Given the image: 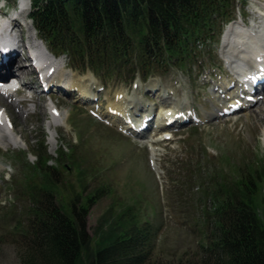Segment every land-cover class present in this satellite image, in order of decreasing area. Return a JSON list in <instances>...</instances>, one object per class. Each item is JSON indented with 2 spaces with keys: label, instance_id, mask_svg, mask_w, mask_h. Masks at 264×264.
<instances>
[{
  "label": "rangeland",
  "instance_id": "rangeland-1",
  "mask_svg": "<svg viewBox=\"0 0 264 264\" xmlns=\"http://www.w3.org/2000/svg\"><path fill=\"white\" fill-rule=\"evenodd\" d=\"M245 3L246 12L253 9L255 11L252 14L262 18L258 19L260 27L264 19L262 10L264 0H245ZM2 4L11 7L14 5V0H0V6ZM16 18L14 20L16 25L11 35L21 33L27 45L32 44L33 39L38 42L36 32L33 31L28 19L21 15ZM0 20L5 22L1 16ZM1 21L0 23L3 24ZM263 26L264 23L262 30ZM47 53L49 54V51H46L45 55ZM61 57L60 69L64 68V61L67 62L64 56ZM114 70L121 71V79L109 81V85L114 82L117 88L129 89L131 73L118 66H115ZM86 81L83 77V85ZM197 82L194 74H182L174 70L170 73L152 75L144 83H139L135 90L141 95V87L157 83L177 89L178 95L186 93L191 97L197 92ZM32 93H34L32 101L25 103L23 110H19V106H10L9 114L13 121L14 133L7 135L0 130V264H22V262L42 264L36 262L32 258L33 255L24 256L30 247L28 244L32 237L26 234L27 220L21 213L28 205V201L25 197L18 196L21 186L26 184L22 161H19L18 157L22 156V160L24 157L33 162L36 158L33 153H36L39 143L37 139L43 134L48 153L53 157L60 147L68 151L64 163L66 165L70 163L73 174L67 166H60L61 171L53 174L56 180L63 182L67 191L71 189L79 191L76 174L79 178H86L84 194L91 192L96 186L93 192H99L101 187H106V193L97 197L90 204L88 214L85 213L86 230L91 238L87 251L90 253L97 245L96 234L100 230L96 227L102 213L108 208H111V213H117L128 205L138 217L143 216V219L148 220L155 229V245L146 264H180L178 262L180 257L187 259L194 255L199 247L198 241H202L206 233L207 229L205 230L199 222L202 209L199 207L198 184L191 182L190 176L185 178L188 174L185 168L187 161L194 165L199 158L202 159L200 161L206 160L207 156L212 155L209 147H213L216 150L214 156L219 154L227 156L223 162L214 161L215 166L230 171L235 164L248 163L255 159V156L262 158L264 155V135L261 133L264 130L263 102L262 106L257 105L254 110L242 113L237 120L244 123L242 127H235L237 121L235 124L231 121L213 123L204 128L186 129L185 144L192 154L182 163L173 157L172 142L159 143L162 146V150L157 151L158 164H162L159 186L147 166L145 146L138 145L135 140L117 133L115 128L92 118L84 107L72 103V98L53 97L59 104L60 115H67L66 122L70 131H65L61 126L62 123L53 122L49 117L42 101L46 98V94L38 90L34 92V89L31 90L26 86L19 93V97ZM7 100L4 99V105H7ZM75 131H78L76 133L78 143L72 137ZM151 149L153 150V146ZM52 162L53 160L49 161ZM205 166L206 163L203 161L201 167ZM197 172H199L198 168ZM108 218H111L109 213ZM82 259L84 260V257Z\"/></svg>",
  "mask_w": 264,
  "mask_h": 264
},
{
  "label": "trees",
  "instance_id": "trees-1",
  "mask_svg": "<svg viewBox=\"0 0 264 264\" xmlns=\"http://www.w3.org/2000/svg\"><path fill=\"white\" fill-rule=\"evenodd\" d=\"M32 4V19L49 44L82 61L88 57L94 69L107 72L113 63L134 54L145 56L144 51L157 49L170 56L187 52L188 42L209 36L230 12L229 0H32ZM38 148L37 160L26 168L40 184L22 190L30 200L25 213L34 234L24 256L33 255L42 264H146L152 246L148 229H117L125 227L124 221L99 229L96 249L87 251L85 219L79 210L74 217L68 215L67 201L66 206L54 204L55 196L60 202L65 194L53 181L45 147ZM263 174V169H250L242 175V187L225 189L227 202L221 201L213 211L208 244L200 258L184 264H264V193L258 187ZM78 197L70 198L73 206ZM91 199L88 195L84 200ZM85 205L79 206L82 212Z\"/></svg>",
  "mask_w": 264,
  "mask_h": 264
},
{
  "label": "bare ground",
  "instance_id": "bare-ground-1",
  "mask_svg": "<svg viewBox=\"0 0 264 264\" xmlns=\"http://www.w3.org/2000/svg\"><path fill=\"white\" fill-rule=\"evenodd\" d=\"M29 6H27V8L25 9V12L24 13H26L29 9ZM3 27V24H1L0 23V29ZM263 31H264V26H263ZM226 33H227V31L225 30L224 31V33H223V38H225L226 37ZM234 36H235V39L238 41V42H240V43H242V40H245L246 41V43H245V46L248 44V42H250V41H252L253 42V39L254 38H258L260 41H261V43H262V46H260V45H258V46H255L253 43H252V45H248L249 47H247L248 48V52L245 54L249 59L250 58H252V55L254 54V53H256L257 51H259V50H264V36H256V35H254V36H249V35H247V34H245V32L243 31V30H241V29H236L235 28V33H234ZM12 62L13 61H11L8 65L10 66L11 64H12ZM5 67V69H8V67H6V66H4ZM61 76H63V80H65V82H71L70 84H72V85H74V84H76L77 86H78V88L81 90V94H85V92H87V91H89V88H85V87H80V85H79V83H80V81H79V77L75 74V75H71L70 73H66V72H61L59 69H57L56 68V70L54 71V73L51 75V77H49V80L51 81V82H53V80H55L56 82H61ZM125 94H124V96H123V100H124V98H125V100L126 101H128L129 103L130 102H135V100H136V96L135 95H133V94H131V95H129V94H127L126 92H124ZM118 97V96H117ZM124 100V102L122 101V99H116V102L114 103V107H121V108H123L124 106L123 105H125L124 103H128V102H126ZM160 101L162 100V99H159ZM127 105V104H126ZM125 110V109H124ZM125 112V111H124ZM123 114V113H122ZM116 121H117V123H119V122H121V120L120 119H118V118H114ZM162 120V119H161ZM158 126H160L161 125V122H158V124H157Z\"/></svg>",
  "mask_w": 264,
  "mask_h": 264
}]
</instances>
